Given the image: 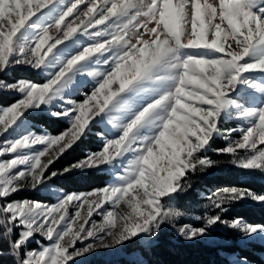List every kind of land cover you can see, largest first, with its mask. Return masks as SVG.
I'll return each mask as SVG.
<instances>
[{"label": "snow or ice", "instance_id": "1", "mask_svg": "<svg viewBox=\"0 0 264 264\" xmlns=\"http://www.w3.org/2000/svg\"><path fill=\"white\" fill-rule=\"evenodd\" d=\"M19 68L43 82L15 77ZM0 93L19 97L0 105V264H77L150 245L165 228L194 242L222 225L241 245L264 243V224L225 219L264 193L225 185L191 209L178 203L192 177L224 163L264 174V0H0ZM30 112L69 126L33 131ZM98 124V150L55 169ZM90 172L110 179L85 192L50 187ZM26 189L55 202L12 198Z\"/></svg>", "mask_w": 264, "mask_h": 264}, {"label": "trees", "instance_id": "2", "mask_svg": "<svg viewBox=\"0 0 264 264\" xmlns=\"http://www.w3.org/2000/svg\"><path fill=\"white\" fill-rule=\"evenodd\" d=\"M13 75L17 78H26L38 81L35 73L19 68L15 70ZM15 97L8 94L0 93V105H7L14 101ZM34 119L43 123L52 133H59L67 124L61 119L45 117L41 114L32 115ZM214 148L222 147L221 141L216 139L213 143ZM94 150L88 137H84L72 151L68 153L63 162L55 165V168H61L73 160L80 158L86 150ZM243 171L236 168H231L227 174H216L213 176H201L199 182H195V188L190 192L188 199L196 200L199 196L198 190L206 187H218L225 185H238L251 188L256 192L264 191V183L257 181H241L240 174ZM105 173L90 172L85 175L73 173L65 175L55 180L56 184L64 188L66 191H84L104 184ZM30 196L37 200H48L44 194L39 192L18 193L16 198H26ZM240 216L249 223L264 224V205L263 206H248V205H232L227 213L225 219ZM224 236L230 240L227 244L210 245L200 241L185 242L183 240H171V233L161 234L157 241L145 247L140 244L133 243L127 249L128 252L138 251L143 262H135L126 258H119L118 260L105 261H87L78 262L77 264H230L229 259L225 254L233 253L236 256H244L249 263L263 264L264 244L249 243L241 245L237 242V235L231 230L225 232Z\"/></svg>", "mask_w": 264, "mask_h": 264}, {"label": "rangeland", "instance_id": "3", "mask_svg": "<svg viewBox=\"0 0 264 264\" xmlns=\"http://www.w3.org/2000/svg\"><path fill=\"white\" fill-rule=\"evenodd\" d=\"M23 69H26V68H23ZM26 70H28V69H26ZM30 71V70H29ZM32 72V71H31ZM34 73V72H33ZM35 75L38 77V81H35V82H43V77L42 76H40L39 74H37V73H35ZM34 81V80H33ZM85 91V89L84 88H82V87H79L78 86V89L76 90V91H74L73 92V94H72V98L73 99H75V100H77V101H79V100H81L82 98H83V92ZM19 97L18 96H15V99H18ZM8 105V104H7ZM40 113H37V112H30L29 114H28V116L26 117V119L29 121V123L32 125V128H31V130H33V131H37V132H48V133H51V134H58V133H52L50 130H49V128H47L43 123H41V122H39L38 120H36V119H34L33 117H31L32 115H39ZM41 115H43V114H41ZM43 116H45V117H48V116H46V115H43ZM62 121H64L66 124H67V127L69 126L68 125V122H67V120H63V119H61ZM227 126H230V127H235V126H237V124H236V122L235 121H233V122H229V124L227 125ZM66 127V128H67ZM66 128H64L62 131H64ZM104 129V126L102 125V124H98V125H95V126H92L91 127V129L88 131V133H87V135L86 136H84V137H88L89 139H90V142H91V144L94 146V150H86V152L87 151H95V150H98V148L100 147V145H101V141H100V139H99V137H98V135H97V133H99V132H101L102 130ZM61 132V131H60ZM217 140H218V142L219 141H221L222 142V144L224 145V142H223V140L222 139H220V138H217ZM213 148H214V146H213ZM68 155V154H67ZM67 155H65L62 159H60L57 163H59V162H63V160L65 159V157L67 156ZM209 155L210 156H212V158L213 159H226L225 157H218L214 152H209ZM3 159H7L8 157L7 156H5V157H2ZM56 163V164H57ZM55 164V165H56ZM65 166V165H64ZM63 166V167H64ZM62 168V167H61ZM61 168H55V169H61ZM233 169V168H236V167H234V166H232V165H230V164H227V163H224V164H222V165H220V166H218V167H216V168H213V169H211L210 171H207L206 173H204V174H200V175H197V176H194V177H192V181H193V188H192V190L191 191H193L194 190V188L196 187L195 186V182H199V178L201 177V176H213V175H216V174H227L228 173V171L230 170V169ZM236 169H238V168H236ZM57 178H59V177H57ZM57 178H54L53 180H52V182H51V185H50V187L51 188H53V189H60V190H63V191H65V192H85V191H89V190H91V189H89V190H84V191H66L64 188H62L61 186H59L58 184H56V182H55V180L57 179ZM108 179H110V177H108L107 175H105V177H104V184L108 181ZM239 180H241V181H257V182H262V183H264V174H261V173H259L258 171L257 172H246V171H243L241 174H240V177H239ZM104 184H102V185H99V186H97V187H101V186H103ZM97 187H93V188H97ZM218 187H221V186H218ZM92 188V189H93ZM215 188H217V187H214V188H212V187H206V188H203V189H200V190H198V194H199V196H198V198L196 199V200H193V199H188V197L190 196V193H189V195L187 196V197H185V198H183V199H181V200H179L178 201V203L181 205V206H184V207H188V208H193V206L194 205H197V204H203L205 201H203V200H201L200 199V196H201V194H204V193H207L208 191H210V190H214ZM31 192H34V191H30V190H22V191H20V192H18V193H31ZM18 193H16V194H18ZM39 193H41V194H44L45 196H46V198L48 199V200H46V201H44L45 203H54L55 202V197L53 196V195H51L49 192H46V191H44V190H41ZM258 193H264V191L263 192H258ZM16 194H14V196L12 197L13 199H24V198H16ZM26 198H28V199H33V198H31L30 196H27ZM239 205H248V206H263L264 204H256V203H253V202H251V201H245V202H243V203H238ZM235 205V204H234ZM203 213V209L202 208H200V207H196L195 208V210H194V212H193V214L194 215H200V214H202ZM96 220H100L101 219V217H99V216H95L94 217ZM183 222H192V223H196V222H194V221H188V220H185V221H183ZM197 226H198V224H197ZM228 230H230V229H228V228H226V227H224V226H222V225H217L215 228H213L212 230H211V233H210V236L209 237H207V238H205V239H203V240H197V241H200V242H202V243H207V244H210V245H221V244H227L228 242H230V240L229 239H227L225 236H224V234H225V232L226 231H228ZM232 231V230H231ZM234 234H236L237 235V242H239V240H238V233H236V232H234V231H232ZM165 233H171V240H173V241H178V240H180L170 229H168V228H165L162 232H161V234H165ZM161 234H160V236H161ZM157 241V238L155 239V240H153L152 242H151V244L150 245H147V244H144V243H142V242H140V241H135V242H132V243H128V244H126V245H124V246H122V247H118V248H116V249H114V250H98V251H95V252H93V253H90V254H87V255H85L84 257H80V258H78V260H77V263L78 262H87V261H105V260H114V261H116V260H118L119 258H126V259H129V260H133V261H135V262H143L142 261V258H141V256L139 255V253H138V251H131V252H128L127 251V249H128V247L130 246V245H132L133 243H138V244H140V245H142V246H145V247H149V246H151V245H153L155 242ZM195 242V241H194ZM254 243H259V244H264V243H261L259 240H256V241H254ZM239 244H240V242H239ZM29 247H32V248H35L36 247V244H35V242L33 241L30 245H29ZM226 255V257L229 259V261L231 260V258H234V257H237L235 254H233V253H227V254H225ZM262 255V257H263V260H264V253L263 254H261ZM248 264H252V263H249L248 262ZM263 264H264V261H263Z\"/></svg>", "mask_w": 264, "mask_h": 264}]
</instances>
